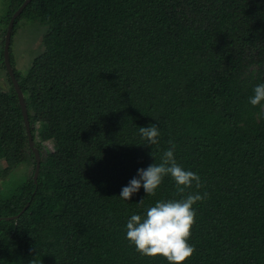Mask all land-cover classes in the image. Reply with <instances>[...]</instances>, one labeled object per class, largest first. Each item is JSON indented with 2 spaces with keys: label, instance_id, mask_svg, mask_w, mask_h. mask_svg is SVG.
<instances>
[{
  "label": "trees",
  "instance_id": "obj_1",
  "mask_svg": "<svg viewBox=\"0 0 264 264\" xmlns=\"http://www.w3.org/2000/svg\"><path fill=\"white\" fill-rule=\"evenodd\" d=\"M25 1L5 0L6 29ZM20 19L42 32L23 75L9 56L40 164L34 183L6 73L0 264H168L136 251L124 225L158 199L194 191L207 197L194 205L195 251L184 264H264V118L248 103L264 82V0H31ZM156 122L151 151L137 127ZM169 141L201 187L178 193L165 177L155 195L141 188L121 200ZM27 159L31 177L15 180Z\"/></svg>",
  "mask_w": 264,
  "mask_h": 264
},
{
  "label": "clouds",
  "instance_id": "obj_2",
  "mask_svg": "<svg viewBox=\"0 0 264 264\" xmlns=\"http://www.w3.org/2000/svg\"><path fill=\"white\" fill-rule=\"evenodd\" d=\"M248 103L254 108L261 109L262 111L256 115L258 118H264V82L253 87ZM137 128L140 139L144 141L143 146L151 149V146L159 144L161 133L157 122ZM165 177L174 182L178 193H184L186 189L193 187L199 189L202 185L197 172L186 169L177 162L175 146L169 141V147L162 152L159 162L153 159V163L147 168L137 169L136 175L121 188L118 197L128 202L141 188L144 197L155 195ZM144 197L137 204L142 203ZM206 197L207 193L194 191L179 199L156 200L143 213H133L127 218L124 225L125 239L141 255L159 256L168 264H184L195 251L194 246L188 242L196 217L194 205Z\"/></svg>",
  "mask_w": 264,
  "mask_h": 264
},
{
  "label": "rangeland",
  "instance_id": "obj_3",
  "mask_svg": "<svg viewBox=\"0 0 264 264\" xmlns=\"http://www.w3.org/2000/svg\"><path fill=\"white\" fill-rule=\"evenodd\" d=\"M5 0H0V56L3 55V41H4V32L6 30L4 18L6 12L4 10ZM2 22V24H1ZM42 27V26H41ZM44 28V27H43ZM42 32L39 30V26L36 22H32L27 19H20L16 23L15 29L12 33L10 46H9V56L10 61H12L13 69L17 70L20 74H24L25 71L30 67L33 58L35 57L34 51L37 49H42L39 44ZM2 59L0 58V91L7 92L9 89V84L7 82L6 69H3ZM46 148L51 149L50 143H45L43 145ZM1 160V158H0ZM6 165L3 161H0V188L1 183L6 180L4 176V170ZM33 168L31 166V161L27 159V162L23 165H20L14 172L15 180L18 178H30L32 175Z\"/></svg>",
  "mask_w": 264,
  "mask_h": 264
},
{
  "label": "water",
  "instance_id": "obj_4",
  "mask_svg": "<svg viewBox=\"0 0 264 264\" xmlns=\"http://www.w3.org/2000/svg\"><path fill=\"white\" fill-rule=\"evenodd\" d=\"M30 1L31 0H26L17 9V11L12 15V17H11L9 23H8V27L6 29L5 38H4L3 56H4V65H5L6 72H7L8 76H9V79H10V82H11V84L13 86V89H14L16 95H17L18 103H19V106H20V109H21V112H22V117H23V121H24L25 131H26V135H27V139H28V145H29V148L31 149V151H32V153L34 155L35 171H34V175H33V180H34V183H36V178H37L38 173H39L40 156H39L38 150L34 146V142L32 141L30 127H29V123H28V119H27L26 107H25V103H24V98H23L22 92L20 90V87L18 85V82H17V80L14 77V73H13L12 67L10 65L9 55H8L10 37H11V32H12L14 21L16 20V18H18L20 16V14L22 13L24 8L27 6V4ZM13 218H17V216L13 217ZM10 219H12V218H8L7 220H10Z\"/></svg>",
  "mask_w": 264,
  "mask_h": 264
}]
</instances>
